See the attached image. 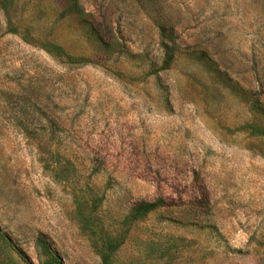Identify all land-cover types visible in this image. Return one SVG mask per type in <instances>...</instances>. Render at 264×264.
Here are the masks:
<instances>
[{
	"label": "rangeland",
	"instance_id": "obj_1",
	"mask_svg": "<svg viewBox=\"0 0 264 264\" xmlns=\"http://www.w3.org/2000/svg\"><path fill=\"white\" fill-rule=\"evenodd\" d=\"M0 264H264V0H0Z\"/></svg>",
	"mask_w": 264,
	"mask_h": 264
},
{
	"label": "trees",
	"instance_id": "obj_2",
	"mask_svg": "<svg viewBox=\"0 0 264 264\" xmlns=\"http://www.w3.org/2000/svg\"><path fill=\"white\" fill-rule=\"evenodd\" d=\"M171 51V50H170ZM168 51L166 56V62H170L172 60V53ZM156 205V202H147L142 201L139 204L136 205V209L143 212H148L149 210L153 209Z\"/></svg>",
	"mask_w": 264,
	"mask_h": 264
}]
</instances>
